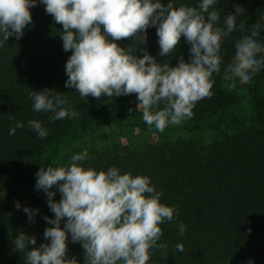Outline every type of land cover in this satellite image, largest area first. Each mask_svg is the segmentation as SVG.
<instances>
[{"label":"clouds","instance_id":"obj_1","mask_svg":"<svg viewBox=\"0 0 264 264\" xmlns=\"http://www.w3.org/2000/svg\"><path fill=\"white\" fill-rule=\"evenodd\" d=\"M217 3L195 0L196 6H176L175 0L166 5L161 0H0V45L9 37L20 39L31 25L30 9L43 5L45 13L62 26L63 50L71 51L64 67V86L74 88L82 99L135 93L143 122L163 131L192 117L195 104L212 95L214 75L232 89L264 70V39L259 38L264 23L257 20L246 32L244 25L236 23L243 11L236 7L223 16L221 26V13L214 7ZM152 27L159 56L172 53L183 37L189 45L187 60L179 56L171 66L157 62L143 48L139 50L143 55L138 56L131 47L116 43L132 37L143 45L146 30ZM233 32L241 35L222 68V44ZM28 99L34 112L50 113V121L79 116L66 96L56 91H30ZM24 127L16 121L8 135ZM27 127L40 139L48 136L40 120H28ZM87 158L84 150L72 154L67 164L40 166L34 174V189L44 193L53 218L42 217L50 225L43 231L46 243L35 247L36 237L25 232L12 240L14 249L23 253L24 264H79L75 255L69 256V243L80 244L83 264H147L151 249L167 247L158 243L163 235L160 225L173 219L174 209L160 203L162 193L151 184V178L121 173L115 166L97 171L83 165ZM57 192L58 201L53 199ZM15 207L21 209L18 202ZM22 211L34 224L39 210L25 206ZM184 232L185 225L180 224L178 235L183 237ZM175 248L184 251L181 243ZM246 264L254 262L249 259Z\"/></svg>","mask_w":264,"mask_h":264},{"label":"trees","instance_id":"obj_2","mask_svg":"<svg viewBox=\"0 0 264 264\" xmlns=\"http://www.w3.org/2000/svg\"><path fill=\"white\" fill-rule=\"evenodd\" d=\"M169 0H161L167 4ZM176 6H196L195 0H175ZM214 7L223 16L242 9L237 25L246 32L257 20L264 23V0H218ZM32 22L23 30L20 39L9 37L0 45V193L18 198L20 187L35 169L45 166L47 152L64 139H78L89 132L104 114L124 117L130 108L127 96L82 99L74 88H66L64 67L71 51L62 48V26L46 14L43 5L30 9ZM75 31V30H73ZM147 41L122 38L116 43L128 46L133 54L142 56L145 49L157 62L175 66L176 58H188V47L181 37L177 48L168 56L158 55L155 28H148ZM241 33L233 32L222 44L223 64L231 59L232 45ZM264 39V32L259 34ZM212 95L198 101L190 119L180 125L196 131L214 129L219 137L210 143L197 139L146 144L130 152L115 148L88 154L85 167L107 170L115 166L121 173L146 175L161 192L160 203L174 209L173 219L160 225L163 235L158 243L165 249L150 250L147 264H264V70L246 84L229 89L219 76L214 75ZM50 89L66 96L68 105L79 112L76 118L50 121V113H36L28 99L30 91ZM239 91L254 101L256 116L245 118L237 107ZM137 101V100H136ZM138 102V101H137ZM14 116L10 120L9 116ZM30 119L40 120L48 129V136L38 138L27 127ZM16 121L25 124L12 136L8 129ZM131 125L132 122L127 121ZM60 195L53 197L59 200ZM38 209L40 230L34 235L35 247L43 240L45 227H50L43 216L53 218L42 197H34L27 205ZM180 224L185 225L183 237L178 235ZM63 227V222L61 223ZM249 229L251 231H249ZM18 233L0 240V264H24L23 253L17 252L12 240ZM183 244L178 252L175 245ZM32 247V246H30ZM69 256L75 255L83 264L84 253L79 243H69Z\"/></svg>","mask_w":264,"mask_h":264},{"label":"rangeland","instance_id":"obj_3","mask_svg":"<svg viewBox=\"0 0 264 264\" xmlns=\"http://www.w3.org/2000/svg\"><path fill=\"white\" fill-rule=\"evenodd\" d=\"M237 107L241 116L254 118L256 110L253 99L244 91L237 93ZM130 108L124 110L125 116L118 117L116 114H104L93 128L78 139H64L58 145L52 147L46 155L45 166H61L70 162L72 154L87 150V153H95L106 148H115L119 152H130L141 148L146 144L171 142L176 140L197 139L202 143H210L219 137L214 129L202 128L196 131L189 130L182 125H169L163 131L154 127L149 128L142 120V111L137 109L135 98L124 101ZM132 111H129V110ZM127 121L132 122L131 125ZM35 169L31 178L19 189L18 198H12L6 193H0V240L9 238L14 233H36L40 225L35 216V223H29L27 215L22 208L27 206L34 197L45 199L44 193L34 189ZM55 191V189H52ZM21 205L18 210L15 203ZM28 207V206H27Z\"/></svg>","mask_w":264,"mask_h":264}]
</instances>
